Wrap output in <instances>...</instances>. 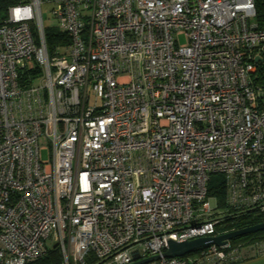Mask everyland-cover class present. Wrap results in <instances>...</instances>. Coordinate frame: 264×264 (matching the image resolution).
<instances>
[{
  "label": "built area",
  "instance_id": "built-area-1",
  "mask_svg": "<svg viewBox=\"0 0 264 264\" xmlns=\"http://www.w3.org/2000/svg\"><path fill=\"white\" fill-rule=\"evenodd\" d=\"M67 36L49 51L43 5ZM254 0H20L0 14V264H236L264 237L164 257L264 215ZM183 34L185 42H179ZM42 150L47 158H42ZM219 175L223 200L209 194Z\"/></svg>",
  "mask_w": 264,
  "mask_h": 264
},
{
  "label": "trees",
  "instance_id": "trees-1",
  "mask_svg": "<svg viewBox=\"0 0 264 264\" xmlns=\"http://www.w3.org/2000/svg\"><path fill=\"white\" fill-rule=\"evenodd\" d=\"M20 0H0V14L3 13L6 8L10 5L18 3ZM255 4V17L254 20L258 27L264 28V0H254ZM44 38L46 45L50 50H52L56 45L63 44L67 40V36L53 27H44ZM209 194L217 196L220 201L224 197V188L221 180V176L216 175L214 181H211V186L209 188ZM264 221V215H254V214H244L234 219L233 223L230 225L233 230L243 228L249 225H254ZM264 237V230L246 234L241 237H237L232 240H249ZM197 251V250H196ZM193 251L190 254L195 253ZM62 256L59 248L57 246L48 248L46 253L39 259L29 262L27 264H61Z\"/></svg>",
  "mask_w": 264,
  "mask_h": 264
},
{
  "label": "water",
  "instance_id": "water-1",
  "mask_svg": "<svg viewBox=\"0 0 264 264\" xmlns=\"http://www.w3.org/2000/svg\"><path fill=\"white\" fill-rule=\"evenodd\" d=\"M264 230V221L249 225L243 228L235 229L223 234L216 236L199 237L191 240L185 241H173L169 240L166 250L162 253L164 257H181L192 253L202 247L208 246L210 244L222 245L228 240L235 239L237 237L244 236L253 232ZM159 255L148 257L146 259L134 262L132 264H143L151 260H156Z\"/></svg>",
  "mask_w": 264,
  "mask_h": 264
},
{
  "label": "rangeland",
  "instance_id": "rangeland-1",
  "mask_svg": "<svg viewBox=\"0 0 264 264\" xmlns=\"http://www.w3.org/2000/svg\"><path fill=\"white\" fill-rule=\"evenodd\" d=\"M50 5L48 4H45L43 5L42 7V15H43V19H44V26L45 27H53L55 26L56 22L55 20L51 17V14H50ZM179 42L180 43H183L185 42V37L183 34L179 35ZM48 156H47V151L46 150H42V158L43 159H46ZM216 177V175H213L212 176V180L214 181V178ZM231 241V244L233 246H237L239 244H241L244 240H230Z\"/></svg>",
  "mask_w": 264,
  "mask_h": 264
},
{
  "label": "crops",
  "instance_id": "crops-1",
  "mask_svg": "<svg viewBox=\"0 0 264 264\" xmlns=\"http://www.w3.org/2000/svg\"><path fill=\"white\" fill-rule=\"evenodd\" d=\"M236 264H264V255H256L254 251L246 250L243 259Z\"/></svg>",
  "mask_w": 264,
  "mask_h": 264
}]
</instances>
